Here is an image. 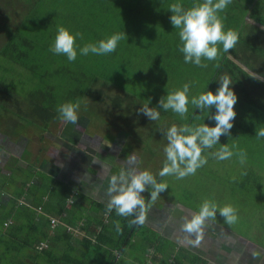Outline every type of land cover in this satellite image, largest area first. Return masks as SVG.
<instances>
[{
  "label": "trees",
  "instance_id": "obj_1",
  "mask_svg": "<svg viewBox=\"0 0 264 264\" xmlns=\"http://www.w3.org/2000/svg\"><path fill=\"white\" fill-rule=\"evenodd\" d=\"M199 2L202 0H16L15 5L0 8V64L6 65L3 75H0V127L4 128L7 135L12 136L24 124H33L36 130L41 129L43 132L40 136L37 135L41 140L38 143L40 146L45 141V133L55 137L49 132L52 131L51 126L65 121L57 111L60 105L79 101L78 118L89 119L90 116L84 110L85 104L103 106L106 103V90L102 87L123 89L122 92L117 90L133 97V91L143 86L149 77L181 87L183 81L190 85H193V81L196 83L193 86L195 95L188 94L187 113L180 116L172 114L174 112L171 110L166 111V114L172 116L171 121L170 118L164 119L166 125L177 124L180 127L184 123L196 127L205 123L214 126L215 121L210 117L215 113V107L208 114V110L195 108L191 99L209 90L215 92L220 80L226 77L238 97L234 106L236 117L230 135H222L216 146L221 147L226 143L229 146L237 145L246 154L244 162L260 167L264 173L261 166L264 161V138H257L255 135L256 130L264 128V0H232L219 13L225 31L236 32L238 41L228 51L223 49L222 44L217 45L219 51L216 59H202L205 67L185 63L184 54L179 50L182 46L179 29L171 24L172 13L168 9L173 3H181L187 9ZM61 25L74 33L82 34V39L77 40L81 47L97 43L117 32L124 31L127 39L121 40L116 50L107 55L89 53L85 56L80 55L78 50L76 60L70 62L66 56L50 51ZM205 71L206 75L203 76ZM10 73L16 75H9ZM23 77L26 79V88L21 85ZM119 100L120 97L114 107L121 102ZM132 103L136 106L137 102L132 100ZM133 111V108L130 109V112ZM141 123L146 133L154 138L157 134L154 122L145 118ZM41 126L44 128H40ZM55 138L60 139L59 145H63L67 137L56 135ZM166 140L165 135L161 141L154 139L157 148H161L164 155V148L168 143ZM19 142L23 147L27 145V139ZM56 151L66 152L65 149ZM39 152L41 154L42 150L39 149ZM18 153V150L10 152L20 159L21 154ZM150 154L154 156L155 152ZM35 157L42 156L38 154ZM6 162L10 165L9 161ZM165 162L160 165L159 172ZM251 170L252 166L247 165L243 171V180L240 181L242 188L246 187L245 179L249 173H253ZM31 177L33 174H27V179L30 180ZM159 178L158 174L156 181ZM24 181V194L30 204L41 210V214L21 223L9 211L8 216L2 217L0 264H87L81 258H70L74 251L71 245L73 231L78 230L71 226L67 230V226L59 225L63 221L72 225L84 223L85 226L80 225L79 229L83 228L87 236L92 235L95 241L85 237L79 242L83 246L89 247L90 244L99 242L98 247L102 249V245L104 247L107 242L115 239L108 233L110 226L115 223L114 217L117 220L123 217L118 216L116 211L108 223L100 220L94 226L96 228L90 230L95 218L83 220L85 213L82 208L86 199L74 203V195H62V189L66 186L63 181L47 180V186L44 183H33L31 187L27 186L28 180ZM5 186L6 184H2L0 188L4 189ZM1 189L0 210H4V204L10 198L6 199ZM64 214L66 218L63 217ZM123 240L124 237H120L116 242H111L115 245L113 248L119 247ZM40 243H45L42 250ZM53 243L60 247L61 254L57 255L64 258L54 256L57 252L53 251L56 250ZM83 256L87 259L85 252ZM178 257H181V253ZM112 258L114 259L106 257L100 264H119L124 261L122 258L118 261L116 257ZM199 263L196 257L193 264Z\"/></svg>",
  "mask_w": 264,
  "mask_h": 264
},
{
  "label": "rangeland",
  "instance_id": "obj_2",
  "mask_svg": "<svg viewBox=\"0 0 264 264\" xmlns=\"http://www.w3.org/2000/svg\"><path fill=\"white\" fill-rule=\"evenodd\" d=\"M15 4L16 0H0V8L2 9L6 8L5 5L12 6ZM1 46L2 41H0V49ZM0 65H2V67L0 66V75H3L5 71L4 67L6 68V65H4V63H1ZM9 75L16 74L10 73ZM205 75L206 71L203 73V76ZM182 84L184 85L185 82L183 81ZM192 84L193 85H190V91L188 93L190 96L195 95V89L193 86L196 83L193 81ZM21 85L26 88L25 77L22 78ZM181 88V86H178L175 83L168 84V81L161 83L153 77H149L143 86L136 88L133 91L135 94L134 96L132 95L133 97H128L124 93H120L123 89L120 90L118 88L115 89L113 87L109 88L108 86H104L102 89L106 90V92H104L106 103L103 106L95 105L93 103L85 104L86 108H84V110L91 119L78 118V122L76 124L64 121L61 124L58 122L56 125L51 126L50 129L52 131L49 132L55 137L56 135L57 137H67L65 139L67 143L65 141L63 145H59L60 139L50 136L49 133H45V141H43V143L39 146L38 143L41 141L39 140V136L43 132L41 129L36 130L37 128L34 127L35 125L33 124H24L22 129H18L19 131L17 130L15 131V134H12V139L5 137L6 132H4V128L0 127V133L3 135L0 137V160L5 161V163H1L0 166V185L6 184L4 189H0L2 192L4 191L6 199L10 198L8 202H5L4 210H0V226L3 223L2 217L8 216L7 211H9L12 217L19 223L32 218V216H39L41 214L39 213L41 210H39L34 204H30L28 197L24 194L26 185L24 180H28V187H31L33 183H44L45 186L48 185V181L42 170L50 172L53 175L57 173V169L54 165H49L50 163L42 160L43 156L50 161L48 153L55 152L60 149H66V146H64L65 144L72 151L68 155L74 154L75 156L73 150L82 151L78 147L80 146V143L83 146L86 145L85 143L90 145L97 144L100 137H104L106 131L103 126H106V123H109L111 128L108 132L112 134V132L115 131L117 134V131L119 130L118 127L121 125V119L123 120L124 118L127 121L130 119V122L135 129H133V131L134 133L136 132V135L134 138V136L130 134L131 137L127 142L128 144H124V146L120 149L138 159L137 167L139 171L148 170L156 179L159 174L158 169H160V165L166 161V157L161 148H157L154 139L161 141L164 138V133L172 126L165 124L166 121H164V119L168 120L170 118L171 121L172 116L166 114L165 110L158 108V102L161 97L166 96L167 93L174 92L175 90ZM199 90L200 89H198V91ZM118 97H120L121 102L117 104V107H114ZM24 99L26 100V96ZM132 100L137 102L136 106L133 105ZM86 102L87 99L85 100V103ZM143 105L154 107L160 112L159 119L155 121L151 120L154 122L153 125L156 126L155 130L157 131L154 138L150 133H146L144 125L141 123L142 119L147 118L150 120L139 111ZM132 108L135 111H128ZM125 114H129L130 117H124ZM132 114H134V116H132ZM172 114L179 115L175 112ZM180 121L183 123V120ZM11 123H13L12 120ZM127 124L129 125V123ZM127 124L123 123L122 127H126ZM175 125L178 127L177 124ZM75 126L77 128H74ZM40 128L44 127L41 126ZM99 129L101 131H99ZM93 130H95L97 134H95ZM37 135L39 136L37 137ZM96 135L100 137H97ZM141 135L144 137H141ZM108 137L109 136L107 135L106 138ZM5 138H9L10 141L5 140ZM22 139H27V145L25 148L28 150L29 155L24 151L22 152L23 145H20L21 143L19 142V140ZM232 145L234 144H230V146L228 144L230 148ZM219 147V145H215L213 148L205 150L206 152L202 154V156L207 159V163L199 167L194 174L188 175L182 179H178L175 175L164 177L160 176L157 183L166 184L167 189L159 193L155 200H151L152 207L157 208L158 205L166 203V197L170 200L180 199V197H185L186 193L190 196V192L192 194L191 196L194 197L190 199L189 205L193 210H196V213H199L205 200L214 202L218 209L217 213L214 218L208 219H211L210 221L212 222L217 221L219 224L224 226V228L230 230L229 234H225V239H231L236 236L235 240H240L242 242L246 241V243L250 245L251 250L253 249L251 252L255 251V257L259 258L261 254H264V173L261 172L260 167L258 166L246 164L245 162L241 163L238 155L240 150L237 145L235 148H232L234 154L230 159L218 160L212 154L218 151L220 149ZM17 148L19 155L21 154V156H19L20 159L16 156L14 157L13 154H10L12 149L17 150ZM38 148L42 150L43 155L42 157L37 158L34 155L37 154ZM3 149H6L9 153L7 151H3ZM152 151L155 152L154 156L150 154ZM86 152L91 153L92 151L87 150ZM6 161H9L10 165L7 164ZM73 161V158H71L70 160H67V164H71ZM247 165L252 166V170L250 172L253 173L248 174V177L245 179L246 187L242 188L240 181L243 180V171ZM261 166L264 169V161L261 162ZM27 174H33V177L29 180L27 179ZM35 181L37 183H35ZM142 198L145 200L144 195H142ZM197 198L202 199L200 204H196ZM156 203H158V205ZM228 205H231L235 209L236 214V220L231 224L227 223L225 218L219 214V209ZM163 208L164 206H162L161 209ZM132 219V216H130L129 220ZM76 233V231H73V236L74 234L76 235ZM235 240L233 244L238 243V241ZM44 244L45 243H40V250L44 248ZM91 262L97 263L94 260H91L88 264H91ZM123 262L119 264H123ZM124 264L139 263L133 261L132 259H127Z\"/></svg>",
  "mask_w": 264,
  "mask_h": 264
},
{
  "label": "clouds",
  "instance_id": "obj_3",
  "mask_svg": "<svg viewBox=\"0 0 264 264\" xmlns=\"http://www.w3.org/2000/svg\"><path fill=\"white\" fill-rule=\"evenodd\" d=\"M231 3L232 0H202L187 9L181 3H173L169 6L168 9L172 13L170 22L174 28L179 29V38L182 42L179 50L184 54L185 63L205 67L202 59H216L219 51L217 45L222 44L225 51L234 48L238 41V34L232 30L225 31L223 19L219 15ZM78 39H82L80 32L74 33L70 28L61 25L58 27L50 51L66 56L70 62L76 60L78 50L80 55L85 56L89 53L107 55L116 50L121 40L127 39V34L124 31L123 33L117 32L97 43H88L82 47L78 45ZM253 78L260 79L261 77ZM231 85L232 83L226 77L222 78L215 92L209 90L191 99V104L195 108L201 111L208 110V114L209 110L215 107L216 111L210 117L215 121L214 126L205 123L196 127L172 125L167 129L164 133L168 141L164 148L166 162L159 172L161 177L175 175L178 179H182L194 174L199 167L207 163V159L202 156L203 150L211 149L220 143L222 135H230L236 117L234 106L238 100ZM189 91L190 84L185 83L181 89L161 97L158 108L165 111L170 109L184 116L188 111ZM79 108V101H70L60 105L57 111L66 122L76 124ZM139 111L152 121L159 119L160 116V112L149 105H143ZM255 135L257 138H264V128L256 130ZM235 147L236 145L230 148L227 143L222 144L220 149L212 155L218 160L230 159L234 154L232 148ZM238 155L243 163L246 154L241 150ZM42 160L45 161L46 158L43 156ZM134 161L133 156L128 164L132 165ZM42 172L45 171L42 170ZM150 186L155 190L150 193L149 198L143 200L142 193ZM166 189L167 185L157 183L148 170L138 171L135 167L122 169L118 175H112L110 178L107 188L109 196L107 210L116 211L118 215L123 216L121 220L128 219L130 216L136 217L135 222L142 224L145 220V209L150 206L151 200H155L157 195ZM217 210L214 202L205 200L199 213L194 214L183 225L184 231L198 234L205 221L215 217ZM219 214L229 224L236 220L235 209L231 205L219 209Z\"/></svg>",
  "mask_w": 264,
  "mask_h": 264
},
{
  "label": "crops",
  "instance_id": "obj_4",
  "mask_svg": "<svg viewBox=\"0 0 264 264\" xmlns=\"http://www.w3.org/2000/svg\"><path fill=\"white\" fill-rule=\"evenodd\" d=\"M124 117H130V115L125 114ZM123 123H129V125L127 124L126 127H122ZM103 127L106 133L104 137L96 135L100 137L97 144L90 145L85 143L86 145L83 146L80 143L78 147L84 152L73 150L75 156L74 154L68 155L72 151L65 144L66 152L55 151L48 153L50 161L45 160L50 163L49 165H54L55 160L61 157L59 165L55 167L57 173L52 175L50 172H44V175L48 181L53 179L63 181L66 186L62 189L61 194L74 195V203L81 202L83 198L86 199L84 202L85 206L82 208V211L85 213L83 220L95 218V221L91 222L90 230L96 228L94 226L98 221L104 220V223H108L111 216H114V210L111 212L107 210L109 200L107 188L111 176L118 175L122 169L127 170L129 167H135L138 170V159L135 158L136 161L132 165H129V158L133 157V155H129L120 149L124 144H128L127 142L130 140L131 135L135 138L136 132L134 133L133 131L134 127L130 119L129 121L124 118L123 120L121 119V125L118 127L117 134L115 131L112 134L108 132L111 130L109 123H106V126ZM99 131L101 130L99 129ZM93 132L97 134L95 130ZM107 135L109 136L108 138H106ZM141 137L143 136L141 135ZM87 150H91L92 152H86ZM23 151L29 155L25 147H22ZM38 154L43 155L42 153L40 154L39 148L35 155ZM71 158L78 165L73 169L70 164H67V159L70 160ZM0 163H5V161L0 160ZM35 183L37 182L35 181ZM154 190L150 186L142 195L147 199ZM189 194L190 196L186 193L185 197L173 200L166 197V203L161 205L156 203L158 205L157 208L152 207L150 203V206L145 209V220L142 224L135 222L136 217H132V220H129L130 218L124 219V221H120L121 218L117 220L114 217L115 223L110 226L108 234H112L115 239L107 242L104 247L102 245V249L98 247L100 246L99 242L90 244L89 247L79 243L85 237L95 241L92 235L88 234L87 236L83 228L79 229L78 226H83L84 223L81 224L80 222L78 225H72L67 221V223L65 221L59 222V225L67 226V230L71 227H76L78 230L76 235L74 234L73 236L74 239H72L73 244L71 245H73L74 251L73 254H70L72 256L70 258L72 260L81 258L87 264L91 260L100 264L106 257L108 259L116 257V261L120 258L125 261L132 259L139 264H166V262L172 264L175 262L193 264L196 257L200 262L199 264H264V254H261L259 258L255 257V251L251 252L253 249L247 250V247H250L248 243L233 238L225 239V234L223 235L224 226L217 221H213L215 223L214 227L211 226L213 225V222L210 221L211 219H207L206 221H210L209 224H205L198 234L184 231L180 223L194 214H198L189 205L190 199L194 197L191 196V192ZM59 199V202H61L62 196ZM48 200L49 198L46 202ZM201 202V198L196 199V204H200ZM162 206H164L163 209H161ZM164 211H169V216ZM63 217L66 218V215L64 214ZM123 228L124 230H122ZM219 234L222 237H219ZM120 237H124L122 244L117 248H113L115 245L111 242H116ZM234 240L238 241V243L233 244ZM155 243L158 244L156 245ZM53 246L56 247V250L53 251L57 252L54 256L64 258L62 255H57L61 254L60 247L55 243H53ZM158 246L160 247L157 248ZM80 251L85 252L87 259L84 258L83 252L80 253ZM179 253H181V257H178ZM97 263L91 262V264Z\"/></svg>",
  "mask_w": 264,
  "mask_h": 264
},
{
  "label": "flooded vegetation",
  "instance_id": "obj_5",
  "mask_svg": "<svg viewBox=\"0 0 264 264\" xmlns=\"http://www.w3.org/2000/svg\"><path fill=\"white\" fill-rule=\"evenodd\" d=\"M86 126V125H85ZM76 127V126H75ZM3 135H2V133H0V137H2ZM5 137H9V138H11V136L10 135H6V133H5ZM9 138H5V140H9L10 141V139ZM12 139V138H11ZM12 142V141H11ZM13 144V143H12ZM60 160H61V157H58L56 160H55V164H54V166L55 167H57L58 165H59V162H60ZM68 160V159H67ZM70 162V161H69ZM2 164H4V163H2ZM71 166H72V169L73 168H75L76 166H78L77 164H76V162L75 161H73L71 164H70ZM0 166H1V163H0ZM164 213L167 215V216H169V211H164ZM191 219V217L190 218H187V219H185L183 222H181L180 224L183 226L184 225V222L186 223L187 221H189ZM209 220L208 221H205V224H209ZM204 224V225H205ZM211 226H214L215 227V223L213 222V225H211ZM224 231H223V235L224 234H229L230 233V230L229 229H223ZM219 237H222V235L221 234H219L218 235ZM236 238V236H234L233 237V239H235ZM239 244H241V243H239ZM230 245V244H229ZM247 250L248 251H250L251 250V247H247Z\"/></svg>",
  "mask_w": 264,
  "mask_h": 264
}]
</instances>
